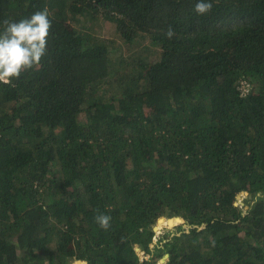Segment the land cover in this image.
<instances>
[{
	"label": "trees",
	"instance_id": "obj_1",
	"mask_svg": "<svg viewBox=\"0 0 264 264\" xmlns=\"http://www.w3.org/2000/svg\"><path fill=\"white\" fill-rule=\"evenodd\" d=\"M196 2L0 0L53 22L0 83V264H264V0Z\"/></svg>",
	"mask_w": 264,
	"mask_h": 264
},
{
	"label": "clouds",
	"instance_id": "obj_2",
	"mask_svg": "<svg viewBox=\"0 0 264 264\" xmlns=\"http://www.w3.org/2000/svg\"><path fill=\"white\" fill-rule=\"evenodd\" d=\"M213 0H197L194 11L200 16L210 15ZM47 8L37 10L19 21L4 19L0 30V83L11 85L25 72L38 68L48 52V41L53 27ZM166 36L171 39L174 30L169 26ZM96 223L103 229L110 227L111 217L100 213Z\"/></svg>",
	"mask_w": 264,
	"mask_h": 264
},
{
	"label": "rangeland",
	"instance_id": "obj_3",
	"mask_svg": "<svg viewBox=\"0 0 264 264\" xmlns=\"http://www.w3.org/2000/svg\"><path fill=\"white\" fill-rule=\"evenodd\" d=\"M243 194L240 196V194H238L237 195V198H241V200H243ZM165 218V220L164 221H160L159 219V221H158V223H157V226H158V229L156 230L157 231V236L154 238V240L156 241V240H158L159 238H160V236H162V235H164L163 233L164 232H170L171 234H170V236L172 235V233H173V231L174 232H176V231H180L179 229H180V227L182 228V226H183V228L185 227V228H187L186 227V224L184 223L183 224V222H185L181 217V219L180 220H177L175 217H174V222H173V224L171 225V224H169L168 223V218H166V217H164ZM182 223V224H181ZM179 225H181V226H179ZM171 230V231H170ZM173 230V231H172ZM140 254L141 255H143L144 257H149V254L148 253H145L144 254V252L143 251H141L140 252ZM164 256H166V255H164ZM163 256V257H164ZM162 257L159 259V260H157L154 264H164V262L166 261V259H167V257L166 258H164L163 259V261H162ZM83 261V260H82ZM84 262V264L86 263L85 261H83ZM75 264V263H74ZM76 264H80L79 263V261H77L76 262Z\"/></svg>",
	"mask_w": 264,
	"mask_h": 264
},
{
	"label": "water",
	"instance_id": "obj_4",
	"mask_svg": "<svg viewBox=\"0 0 264 264\" xmlns=\"http://www.w3.org/2000/svg\"><path fill=\"white\" fill-rule=\"evenodd\" d=\"M160 218H161V217H160ZM160 218H159V220H160ZM175 218H177V220H180V219H181V218L178 217V216L175 217ZM171 219H174V218H172V217L168 218V223H169V224H172V223H171ZM159 220H158V221H159ZM186 227H187V228L196 229V228H202L203 225H202V226H199V225H197V224L192 225V224H188V223H186ZM154 229L157 230V229H158V226L155 225V226H154ZM137 249L140 250V248H139L138 246H137ZM79 261H82V260H79ZM83 264H84V263H83ZM85 264H86V263H85Z\"/></svg>",
	"mask_w": 264,
	"mask_h": 264
},
{
	"label": "built area",
	"instance_id": "obj_5",
	"mask_svg": "<svg viewBox=\"0 0 264 264\" xmlns=\"http://www.w3.org/2000/svg\"><path fill=\"white\" fill-rule=\"evenodd\" d=\"M240 194V196L243 194L244 196H243V200H241V198H238V200L236 201V203L238 204V203H240V204H244V198L246 197V196H248V192L247 191H242V192H240L239 193ZM245 207H247V205H245Z\"/></svg>",
	"mask_w": 264,
	"mask_h": 264
}]
</instances>
